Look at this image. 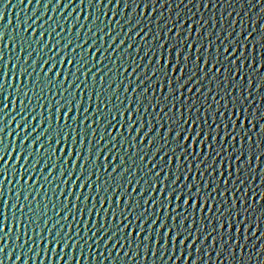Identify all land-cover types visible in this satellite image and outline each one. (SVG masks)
Wrapping results in <instances>:
<instances>
[{"label": "water", "instance_id": "water-1", "mask_svg": "<svg viewBox=\"0 0 264 264\" xmlns=\"http://www.w3.org/2000/svg\"><path fill=\"white\" fill-rule=\"evenodd\" d=\"M0 264H264V0H0Z\"/></svg>", "mask_w": 264, "mask_h": 264}]
</instances>
